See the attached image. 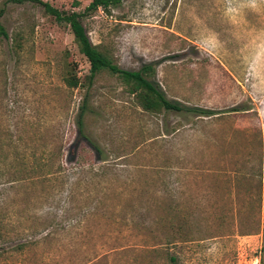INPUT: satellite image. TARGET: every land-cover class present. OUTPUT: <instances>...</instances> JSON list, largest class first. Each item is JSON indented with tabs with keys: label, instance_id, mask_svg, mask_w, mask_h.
<instances>
[{
	"label": "rangeland",
	"instance_id": "374dc122",
	"mask_svg": "<svg viewBox=\"0 0 264 264\" xmlns=\"http://www.w3.org/2000/svg\"><path fill=\"white\" fill-rule=\"evenodd\" d=\"M90 1L0 0V135L64 171L48 194L26 188L4 146L0 264H264V0H123L87 13ZM43 3L83 14L122 68L153 64L169 99L217 113L147 112L102 70L85 117L99 160L77 139L87 86L65 82H85L90 63ZM66 197L67 227L20 249L24 218L62 214ZM179 224L190 240L165 243Z\"/></svg>",
	"mask_w": 264,
	"mask_h": 264
},
{
	"label": "trees",
	"instance_id": "16d2710c",
	"mask_svg": "<svg viewBox=\"0 0 264 264\" xmlns=\"http://www.w3.org/2000/svg\"><path fill=\"white\" fill-rule=\"evenodd\" d=\"M17 2H22L23 0H14ZM123 0H91L89 5L86 7L85 12L92 13L99 10L100 8L105 11H110L112 8L119 6ZM47 12L51 13L59 22H64L69 25L71 31L74 35V39L78 44L80 52L87 58L90 63V69L88 75H86L85 82L82 81L81 77L77 73L71 72L66 78L65 82L69 87L77 88L80 86H87V91L85 97L79 107V111L76 117V126L78 133V141L83 139L95 152L97 158L101 161L106 160L103 148L98 142L93 140L85 132V117L91 111L90 105V89L94 84L96 76L102 71L107 70L110 73L117 75L121 78L127 85L130 86V92L133 93L139 105L143 110L147 112H157L160 110L175 111L178 113H198L199 115H213L217 112L211 109H204L199 107H192L182 104L181 102L171 100L167 97L162 88L156 84L151 76L156 73V68L153 64H145L139 70H129L122 68L118 63H116L110 56L105 52L101 51L97 45H95L89 33L82 21L83 14L76 11H64L59 10L49 3H43ZM4 15V8H0V38H9V34L2 22V16ZM242 110L238 107L230 109L229 111ZM16 141L11 135L7 138V143L5 139L0 135V164L6 162L8 155L3 154L4 146L8 145L12 148L13 155L11 156V164L15 166V181L23 183L22 185L26 188L28 187H43V193L48 194L50 188L53 187L59 180V175L63 173V169L59 168L57 170L52 169L53 164L50 165L44 160V158L38 157L31 159L27 154H21L16 145ZM77 145V144H76ZM76 147V146H75ZM56 157V155H54ZM1 169V168H0ZM3 172L0 170V177ZM73 188V187H72ZM73 189L68 192L71 194ZM68 197H66L64 204L62 206V214H54V217L42 218L37 215H30L24 218L23 223L20 227V235L25 240L19 244L20 249H25L27 246L32 244H37L39 241L34 240L36 234L42 230H48L47 235H52L55 231L66 228L67 224L65 219V214L68 211ZM173 211H176L174 208ZM64 214V216H62ZM58 216L63 217L61 219ZM173 225H175L173 223ZM181 231H177L178 235L169 237L165 243L172 244L177 241H187L188 234L184 232V227L187 225L179 224ZM170 260L173 264H177L176 257L170 256Z\"/></svg>",
	"mask_w": 264,
	"mask_h": 264
}]
</instances>
